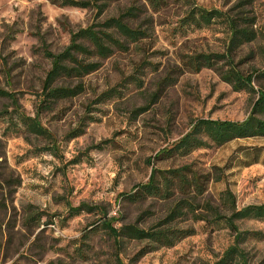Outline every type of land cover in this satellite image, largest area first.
<instances>
[{"label": "rangeland", "instance_id": "rangeland-1", "mask_svg": "<svg viewBox=\"0 0 264 264\" xmlns=\"http://www.w3.org/2000/svg\"><path fill=\"white\" fill-rule=\"evenodd\" d=\"M130 4L140 7L144 1L111 3L103 17L115 16ZM193 5L238 18V28L253 39L233 46L229 57L243 76L264 70V0H167L155 11L145 7L136 22L148 28V37L101 61L81 79V93L40 115L51 137L28 135L13 116L0 117V264H96L91 258H72L78 238L96 224L97 214L80 210L70 216L69 207L102 205L123 222H133L142 213L139 225H152L163 214L164 202L116 198L144 182L151 166L189 165L208 173L206 190L194 204L208 220L178 218L176 226L192 227V234L132 264L213 263L232 243L234 232L223 221L210 220L213 214L204 203L227 215L228 204L220 197L225 189L234 195L236 207L264 202V138L237 139L182 158H152L195 119L242 121L255 98L247 90L233 91L212 69L192 73L184 65L193 54H223L228 43L223 22L201 28L182 22ZM92 18L91 9L57 8L46 0H0V88L15 93L27 116L34 114L49 67L34 33L43 35L51 52H59L68 44L60 23L83 28ZM251 85L264 90L262 79L253 77ZM9 105L0 98V111L9 112ZM35 215L38 221L28 219ZM236 223L241 231L258 233L245 235L240 243L246 263L264 264V223ZM89 237L103 262L109 252L105 235L98 229ZM140 244H126V257Z\"/></svg>", "mask_w": 264, "mask_h": 264}, {"label": "trees", "instance_id": "trees-1", "mask_svg": "<svg viewBox=\"0 0 264 264\" xmlns=\"http://www.w3.org/2000/svg\"><path fill=\"white\" fill-rule=\"evenodd\" d=\"M46 1L57 8L91 9L93 18L83 28L71 29L65 22H61L60 25L68 34V44L59 52H51L43 35L38 32L34 33L39 43L38 51L49 62L34 106V114L32 117L27 116L19 105L15 93L0 88V98L8 100L10 104L9 112L6 109L1 110L0 117L6 114L11 119L13 116L15 123L22 128V132L49 138L50 134L40 124V115L51 111L58 101L74 98L81 93V79L95 72L100 67L101 61L108 59L115 52H125L130 44L147 38L148 28L143 26L142 21L136 22V20L141 16L142 11L144 12L145 7L155 11L167 0H143L144 4L140 7L130 4L117 15L106 17H103L104 11L111 3L119 0ZM184 19L183 23L197 28L207 27L213 21L223 22L228 27L226 51L223 54L197 53L188 56L184 61L187 69L192 73H197L201 69H212L221 81L231 86L233 91L247 90L252 92L255 98L242 121L195 119L182 136L154 154L152 158L155 160L182 158L193 151L218 148L237 139L264 138V90L261 87L254 90L251 85L253 77L264 80V70H252L251 73L243 76L229 57L231 48L251 41L252 34L238 28V18H230L217 9L207 10L193 5ZM221 61L223 66L218 65ZM4 72L5 79L8 81V74L6 70ZM146 160L149 162V159ZM209 180L208 173L202 174L190 169L189 165L163 169L151 166L144 182L137 183L129 192H120L116 196V198L124 196L132 202H142L147 199L164 202L166 207L163 214L156 218L154 224L146 227L139 225L142 213L133 222H123L119 221L118 216L108 215L102 205L81 203L75 207H69L70 216L80 210H94L97 214L96 224L84 231L78 238L72 259L87 261L91 258L96 260V264H132L144 254L159 247L173 246L178 240L193 232L192 227L176 226L178 218L184 219L188 216L195 221L208 220L202 211H195L194 204L206 190ZM220 197L228 204V207H224L228 212L227 215L220 213L218 208L211 206L208 202L204 203V207L211 209L213 216L210 220L223 221L234 232V235L232 243L215 262L210 264H247L240 243L245 235H258V233L239 230L236 221L256 219L264 223V202L236 207L234 195L228 189L221 191ZM38 218V215L34 218L28 217L31 221H38ZM118 222L119 224H116ZM98 229L102 230L105 235L109 248L108 257L103 262L98 261V254L93 251L94 246L88 242L90 234ZM129 242L142 244L133 251L130 257H126V244ZM125 258L128 263L124 262ZM58 262L51 261L50 264Z\"/></svg>", "mask_w": 264, "mask_h": 264}]
</instances>
